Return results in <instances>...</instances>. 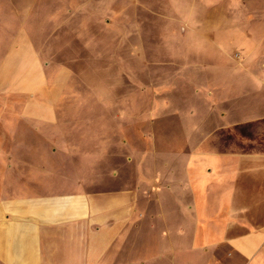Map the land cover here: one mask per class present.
I'll return each mask as SVG.
<instances>
[{"label": "crops", "instance_id": "crops-1", "mask_svg": "<svg viewBox=\"0 0 264 264\" xmlns=\"http://www.w3.org/2000/svg\"><path fill=\"white\" fill-rule=\"evenodd\" d=\"M37 2L0 0V264H264V227L202 223L212 183L174 175L190 149L142 152L136 119L66 118L70 70L50 82L37 37L66 10L80 23L79 2Z\"/></svg>", "mask_w": 264, "mask_h": 264}, {"label": "rangeland", "instance_id": "rangeland-1", "mask_svg": "<svg viewBox=\"0 0 264 264\" xmlns=\"http://www.w3.org/2000/svg\"><path fill=\"white\" fill-rule=\"evenodd\" d=\"M78 2L80 23L59 2L37 37L50 82L70 70L66 118L138 120L137 148L190 149L175 177L186 163L193 184L212 183L203 224L226 238L247 232L240 222L264 227V0ZM157 155L142 159L148 171L165 169Z\"/></svg>", "mask_w": 264, "mask_h": 264}]
</instances>
